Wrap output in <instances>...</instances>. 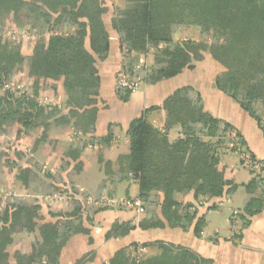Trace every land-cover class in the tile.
Here are the masks:
<instances>
[{"label":"trees","instance_id":"obj_1","mask_svg":"<svg viewBox=\"0 0 264 264\" xmlns=\"http://www.w3.org/2000/svg\"><path fill=\"white\" fill-rule=\"evenodd\" d=\"M108 12L102 0H0V138L16 125L18 138L42 131L36 148L47 141L52 130L64 127L74 131L75 139L67 144L66 162L55 175L30 158L18 166L0 143V264H60L62 251L74 236L87 235L92 244L85 223H92L103 209L87 208L85 201H100L108 186L137 184V198L147 214L138 225L141 231L178 229L192 231L198 238L207 225L205 216L199 215L194 204L176 198L192 195L198 203L211 202L237 189L220 168L221 155L231 145H235L232 151L245 148L246 142L234 126L207 112L201 93L189 86L175 90L161 106L146 109L130 122L128 154L115 162L105 161L100 154L106 178L98 196L80 194L72 185L71 172L66 176L68 188L67 184L61 188V173L71 162L75 163L73 172L81 174L85 149L99 145L104 151L116 136L114 125L107 135H95L101 89L98 63L109 57L110 29L118 36L124 54L120 73L129 83H139L132 88L118 84L120 101L128 102L142 85L154 86L193 69L192 63L202 62L208 54L223 69L216 77L217 89L258 124L264 137V0H123L115 8L110 28L104 19ZM8 22L37 35L31 54L24 55L19 44L5 39L2 32ZM186 29L196 32L199 41H175ZM150 56L153 65L142 66L143 59ZM23 69L34 81L32 93L9 87ZM42 80L61 83L65 97L61 106L40 104ZM155 111L165 114L161 130L148 121ZM174 130H179V136L171 141ZM5 167H14L15 181L25 190L33 188L43 199L67 193L71 197L68 210L52 215L54 221L48 222L40 216V199L32 203L26 197L10 195L3 201ZM252 174L254 178L244 186L248 195L244 209L231 217V224L238 219L243 229L264 212V171ZM114 194L113 189L108 192L110 198ZM79 195L83 199H77ZM214 208L210 206L208 211ZM135 230L130 222H115L105 238H125ZM17 234L37 237L30 253H10ZM139 247L137 243L123 247L105 264H212L189 248L165 241L144 244L156 253L138 261ZM89 258L86 255L76 264H87Z\"/></svg>","mask_w":264,"mask_h":264},{"label":"crops","instance_id":"obj_2","mask_svg":"<svg viewBox=\"0 0 264 264\" xmlns=\"http://www.w3.org/2000/svg\"><path fill=\"white\" fill-rule=\"evenodd\" d=\"M109 28H110V22H109ZM110 35L116 36L115 32L112 30ZM113 39L116 42H113L114 41ZM113 39H111V50L108 59L104 62L98 63V71L101 78V89H100L99 104H98V109H99L98 121L96 123L95 135L98 137H103L107 135L110 126L114 125L115 127L116 126L120 127V132L118 133L117 136H115L112 144L110 145L107 151L109 154L113 152L111 153L110 156H112L113 158L116 157L115 159L117 160V158L120 155L125 154L123 152L120 153V151L116 153V150L121 149V140H123L122 136H124V134H125V138H124L125 146L128 145L127 129L130 122L140 117L146 109L161 106L165 101V99L169 97L175 90L191 85L184 84L186 79V73L188 72V70H185L182 74L171 80L161 82L154 86H145V87L142 86L138 91H135L134 93L131 94L129 101L126 103L120 101L117 95L116 76L118 71L121 70V66L123 62V51L120 48L118 36H116ZM216 77L214 78L213 87L210 93H206V88L204 86L203 89H201L202 87L199 89L197 87L195 88L202 95L205 110L210 114H212L214 117L224 120L229 124H231L232 126H234V128L238 130V132L241 134L242 138L246 142V147L244 149L250 155H253L255 159L264 161V137L258 124L252 118H250V116L246 112H244L235 101H233L232 99H230L229 97H227L225 94H223L217 89ZM172 82H174V84ZM193 87L194 86H192V88ZM150 115L154 117L153 126L160 130L163 129L165 122L164 112L155 111L152 112ZM60 131L61 130L52 131L49 139H47V142L45 141L44 144L46 149H48V151L52 149V147H50L51 145H58L59 143L61 144L70 143L72 136L70 138L69 137L61 138ZM65 131H68V129H66ZM174 135H176L175 137L178 138L179 130H174L170 133V137ZM30 138L34 139L33 147L31 148L32 158L30 159H32L38 165L39 163L37 160V156L39 150L37 151V149L40 145L36 148V142L39 138V135L34 133V135H32ZM88 148L90 149V152L92 151L99 153L103 152L102 148L99 145L89 146ZM45 154H46V156H44L45 160L43 161V163H40L43 166H45V169L48 164V163L47 164L44 163L46 159L52 160L53 158L56 157V160H62V159L64 160L63 150H59L58 152L51 150ZM221 163L220 164L224 166V168L222 169L224 170V173H226L225 170L227 167L222 162V159H221ZM231 175H233V171ZM79 177L80 174L74 177L72 181L73 183L72 185L75 186L77 190L84 191L85 189L78 187L79 185L76 182V178ZM225 178L231 181L235 186H237L238 189V185L236 184V182L234 183L227 176H225ZM253 178L254 175L252 179ZM245 185L247 184H243V186ZM229 188L230 187H228L227 189ZM237 189L232 193L229 192L225 194L220 199L209 202L208 206L200 209H198L199 203L193 199L192 195L183 196V197L178 196L176 199L180 203H183V201L186 202L187 200L194 203L197 209L199 210V215L205 216L206 219V211L207 212L210 211V210L208 211L210 205L211 206L215 205V208L212 209L215 210L218 208L219 202L220 203L224 202L225 198H226V202L230 203L232 199H227V197L230 196L231 194H234L237 191ZM84 192H86V190ZM105 192L106 191H104V193ZM41 205H42V211H44L45 203L41 202ZM69 206L70 204H65V203L61 204L59 208V212L63 213L67 211ZM241 211L242 210L239 211L235 210L234 214L236 215L240 214ZM99 214L100 213L96 214L94 218L99 220ZM112 215L114 218H111L112 220L108 221L109 226L107 225L104 226L103 225L104 223L99 220L102 223V225L100 227H97V229L100 230V231L98 230L96 231L97 234L93 230L92 246H88L87 243L88 238L86 236L84 235L74 236L69 241L65 249L62 251L60 257V264H76L78 260H80L86 255H89L90 257L88 264H105L113 257V255L119 249L126 247L127 245L130 244V242L131 243L135 242V241H128L132 236L130 238L126 237L124 239L106 240L105 236L107 231L110 229L111 224L113 225V223H115L116 221L119 220L121 221V217H119V213L117 214V216L115 214ZM104 217L108 218L107 215ZM43 219L44 221H48V222L54 221L53 216H51L50 214H45ZM229 224H230L229 229L231 230L230 237H221L219 234H217L216 237H211L210 235L206 234L205 231H203L201 237L198 238L194 235L192 231L182 232L181 230L178 229L171 230L169 228H166L163 230L137 231L138 233H140L139 237H141V240L137 239V242L139 241L150 242L149 238L151 236H155L157 234L160 235L161 233L164 239L163 240L154 239L155 241L160 240L165 242H171L176 245H181L186 248H189L194 252H196L201 257L210 260L212 264H264V212L251 218L250 225L244 229L242 228V223H240L238 219H235L233 224H231V219H230ZM21 237L23 238L27 236L26 234H17L14 236V241L15 242L18 241V239H20ZM34 238L37 239V237ZM82 248L84 249L82 250ZM144 250H151V249H144ZM16 251H20L24 254H28L31 252V248L28 250L20 249Z\"/></svg>","mask_w":264,"mask_h":264},{"label":"rangeland","instance_id":"obj_3","mask_svg":"<svg viewBox=\"0 0 264 264\" xmlns=\"http://www.w3.org/2000/svg\"><path fill=\"white\" fill-rule=\"evenodd\" d=\"M102 1H104L105 6L106 7L108 6V9H109L108 14L104 17L105 22L107 26L109 27V22H110V19L113 13L115 12L116 6L121 5L123 3V0H102ZM111 12H112V15H111ZM5 28L2 32L3 35L5 36V39L13 41L16 44H19L21 46L22 53L24 55L31 54L33 46L35 45V42L38 40L37 35L29 34L27 32L28 29H17L9 22L7 23V26H5ZM110 34H111V29H110ZM47 36H46V39L48 38ZM114 36L115 35H111V39L116 37ZM189 39L194 40V41H199V36L197 35L196 32L194 31L192 32L191 29H186L183 35L175 37V41H179V42L187 41ZM113 42H116V41L114 40ZM153 62H154L153 57L150 56L147 58V60L143 59L141 64L142 66H145V67H151L153 65ZM192 65H193V69L188 70V72L186 73L185 82L183 81L184 84L191 85L189 87L194 86L193 89L196 91H197V89H195L196 87L198 89L202 87L201 89H203V86H204L206 88V93H210L213 87L214 78L216 77V75L220 74L223 71L222 67L219 66L217 63H215L208 54H205V59L202 62L194 61ZM120 72L121 70L118 71L117 76H116V88L118 87V84L122 85L123 84L122 79H125L124 75ZM33 83L34 81L31 78H29L27 70L23 69L21 72H19L18 74L14 76L12 83L9 87L19 90V91H26L28 93L29 92L32 93ZM172 83L174 84V82ZM54 85L57 86V88L56 87L54 88ZM142 86L145 87L149 85H142ZM39 87H40V90H39L40 91L39 92L40 104H43L45 106H57V105L61 106L62 105L63 99H65V97H64V91L62 89L61 84H55L52 81L42 80L39 84ZM141 87L135 89V91H138ZM66 112L67 111H64L63 114H67ZM148 121L153 124L154 117L151 115H148ZM66 129H68V131H65ZM112 130H113V134L117 136L118 133L120 132V127L116 126ZM52 131H55V130H52ZM35 134L39 135L40 137L42 134V131H36ZM60 134H61L60 136L61 138H67V137L70 138L72 136L70 143L75 141L74 135H73L74 131L71 128L64 127L63 129H61ZM175 136L176 135L171 136V137L169 136L170 140L171 141L176 140L177 137ZM122 138L123 140H121V149L116 150V153L120 151V153L123 152L125 154H128L129 152L128 145L125 146V139H124L125 134L124 136H122ZM33 142H34V139L30 137L18 138L16 125L13 126L11 129H9V132L6 136L0 138L2 150L7 152L11 158L10 160L18 164V166L21 165V163L23 165V162H26L29 158H32L31 148L33 147ZM44 143L40 144V146L37 149V151L39 150L38 156H37V160L39 163L38 165H40V167H42L46 172H50V174L52 175L59 174L60 166L63 163V161H65L66 159L56 160V157L53 158L52 160L46 159V161L44 162L46 164L48 163L46 169H45V166H43L40 163H43V161L45 160L44 158V156H46L45 153L51 150H54L56 152H58L59 150L64 151L67 143L66 144L59 143L58 145H51L50 147H52V149H50L49 151L48 149H46ZM234 146L235 145L229 146L226 152H224L221 155V159L224 165L227 167L225 170L226 172L225 176H227L234 183L236 182V184L238 185V189L234 194H231L230 196L227 197V199H232L230 203L226 202V198H225L224 202L222 203L219 202L217 209L210 210L209 212L206 211L207 209L205 210L207 227L205 228L204 231L206 234L210 235L211 237H216L217 234H219L221 237H230L231 230L229 229L230 227L229 221L231 217L234 215L235 210L243 211L246 200L248 199V195L245 191L243 184L249 183V181L253 177V174H252L253 171L251 170V168L246 167L244 164L245 162H243L242 155H243V152H246L245 149L244 148L239 149V146H238L236 147L237 149L235 151H232ZM88 149L89 148L85 149V153L82 158L83 160L81 159L83 170L80 174V177L76 178V182L79 185L78 187L84 188L86 190V193L90 194V196L92 197H96L99 195L100 185L106 178V175L104 171L102 170L101 165L99 164L100 154L102 155L105 161L110 160L111 162H115L116 157L113 158L112 156H110L111 153L113 152L109 154L107 152L108 148L101 153L95 152V151L90 152V149L89 150ZM18 154H21L22 156L20 157ZM233 155H236L238 157L233 156ZM109 156H110V159H109ZM248 156L250 157L249 154ZM256 161L264 163V161L262 160L256 159ZM70 164H71L70 165L71 167L69 166L65 172L61 173V175L63 176V177L60 176L61 181H59L60 183L62 182L61 188H64L66 184L67 186L65 188H68V179L66 178V176L68 175L69 172L72 173L71 181H73L74 177L76 176L75 172H73L75 163L71 162ZM221 164H220V167L222 169L224 168V166ZM232 171H233V175H231ZM255 173H258V172H255ZM16 176H17V170L14 167L4 168V173L1 176V182H2L1 183L2 184L1 198L3 199V201H5L7 197L10 195H17L18 197H23V198L26 197L27 198L26 200L32 203L40 199L41 200L40 202L45 203L44 205L45 210L44 211L41 210L40 212V216L43 218L45 214H50L51 216L60 214L61 213L59 212L60 205L63 203L70 204L71 197L68 196L67 193L56 195L55 197L46 196L45 199H43V197L33 192V188L30 190H25L21 185H19L15 181ZM73 187L76 188L75 186ZM111 189H113L115 192L114 198H110V196L108 195V192ZM84 191L83 190L80 191V194H83ZM103 194H104V197H102V199L105 202H108L109 204L111 203L110 205H107L106 207L100 208L103 210L99 212L100 213L99 220L104 223L103 225L109 226L108 221L112 220L111 218H114L112 214H115L117 216V214L119 213V217H121V221L119 220L116 222H119V223L130 222L131 225L136 227V230L128 236L129 238L132 236L128 241H135L133 243H137L140 246L138 249V253H137L138 261H140L142 258H146L150 255H154L156 253L155 249L152 250V248H144L143 245L146 243H153V242L158 241V240L155 241L154 239L163 240L164 237L160 233V235L157 234L155 236H151L149 238L150 242H146V241L137 242V239L141 240V237H139L140 233L137 232V231H141L140 229H138V225L141 220L147 218L146 213L138 211V206H137L138 198L137 197L139 195V188L137 184H135L134 181H131V182H122L118 184L115 188L108 186V189ZM36 196H39V197L37 198ZM77 199L81 200L83 198L81 195H79ZM91 200H95V199L91 198ZM205 202L206 200L202 201L201 204L199 203L198 209L204 208L209 205V202L208 203L207 202L205 203ZM93 203L94 202H90V200L88 199L85 201V206H87V208L98 209L99 206H97V204L94 205ZM183 203L187 204V203H192V202L187 200L186 202L183 201ZM156 211L157 213H160V207L158 208L157 206ZM106 215L108 216V218L104 217ZM105 218L107 221L105 220ZM92 220H93L92 223L88 221L87 223H85V226L91 230L90 232L91 238L93 235V230L97 234L96 231L97 230L100 231L99 229H97V227H100L102 225V223L98 219L93 217ZM26 236L27 237H23V238L21 237L16 242L14 241L13 245L9 248V251L11 254H13L16 250H20V249L28 250L32 248L31 246L35 238L33 235H26ZM86 237L88 238L87 239L88 246H92L93 243L89 244V237L87 235ZM119 239H124V238H119ZM133 243L130 242L129 245ZM83 249L84 248H82V250ZM144 249H151V250H144ZM131 253H133V255L135 256V250L133 248L131 249ZM11 261H13L14 263L13 259Z\"/></svg>","mask_w":264,"mask_h":264},{"label":"built area","instance_id":"obj_4","mask_svg":"<svg viewBox=\"0 0 264 264\" xmlns=\"http://www.w3.org/2000/svg\"><path fill=\"white\" fill-rule=\"evenodd\" d=\"M123 84L122 85H128L129 87H134V86H138L139 83L138 82H130L125 78L122 79ZM243 162H245V166L248 168H251V170L253 172H258L261 173L262 171H264V163H261L259 161H254L251 157L248 156V154L246 152H243ZM55 197V196H54ZM90 202H94L93 204H97V206H101V207H106L107 205H110L108 202H105L103 199H101L100 201H96V200H91L89 199ZM92 204V203H91ZM138 211L143 212V204L141 201L138 200Z\"/></svg>","mask_w":264,"mask_h":264}]
</instances>
